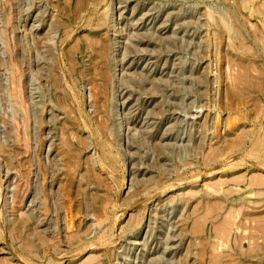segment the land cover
I'll return each instance as SVG.
<instances>
[{"label": "rangeland", "instance_id": "obj_1", "mask_svg": "<svg viewBox=\"0 0 264 264\" xmlns=\"http://www.w3.org/2000/svg\"><path fill=\"white\" fill-rule=\"evenodd\" d=\"M0 264H264V0H0Z\"/></svg>", "mask_w": 264, "mask_h": 264}, {"label": "bare ground", "instance_id": "obj_2", "mask_svg": "<svg viewBox=\"0 0 264 264\" xmlns=\"http://www.w3.org/2000/svg\"><path fill=\"white\" fill-rule=\"evenodd\" d=\"M116 49H117V48H116ZM116 49H115V51H117ZM115 60H116V59H115ZM93 88H94V86H93ZM114 91H115V90H114ZM91 262H92V261H91Z\"/></svg>", "mask_w": 264, "mask_h": 264}]
</instances>
